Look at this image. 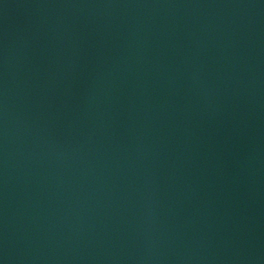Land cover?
<instances>
[{
  "label": "water",
  "instance_id": "obj_1",
  "mask_svg": "<svg viewBox=\"0 0 264 264\" xmlns=\"http://www.w3.org/2000/svg\"><path fill=\"white\" fill-rule=\"evenodd\" d=\"M0 264H264V0H0Z\"/></svg>",
  "mask_w": 264,
  "mask_h": 264
}]
</instances>
